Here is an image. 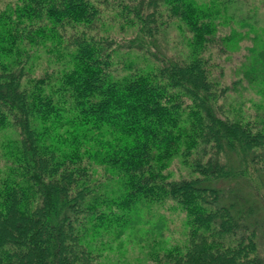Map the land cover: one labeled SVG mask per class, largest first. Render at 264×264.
I'll list each match as a JSON object with an SVG mask.
<instances>
[{
	"label": "trees",
	"instance_id": "obj_1",
	"mask_svg": "<svg viewBox=\"0 0 264 264\" xmlns=\"http://www.w3.org/2000/svg\"><path fill=\"white\" fill-rule=\"evenodd\" d=\"M255 7L0 0V264H264Z\"/></svg>",
	"mask_w": 264,
	"mask_h": 264
},
{
	"label": "rangeland",
	"instance_id": "obj_2",
	"mask_svg": "<svg viewBox=\"0 0 264 264\" xmlns=\"http://www.w3.org/2000/svg\"><path fill=\"white\" fill-rule=\"evenodd\" d=\"M252 4L253 6L258 10V13L260 15L264 14V0H252ZM241 50L243 51V42L241 44ZM235 55V54H234ZM233 55V56H234ZM133 59V61L138 62H142L143 58H142V54L140 52H136V53H132V54H127L126 50L121 51V53L117 56H114V65L113 68L116 72L118 73H124L127 71L128 69V62ZM218 59V58H217ZM222 60V58H221ZM232 65H229V68H225V79L226 80H230V78L232 77ZM2 134L0 132V142H1V138H2ZM1 151V148H0ZM171 166V170H173V173H177L178 169H177V163H173L170 165ZM1 167V166H0ZM155 214L152 217L153 222H157L158 225H160L161 221L164 222V227L162 228V234L166 235L168 239L170 240H175V241H179L181 239L184 238L183 235V221H184V213L180 212V210L177 208V206L171 202V201H166L164 203L161 204H157L155 205ZM135 247H133L131 250L134 254V256H136L138 254V250L134 249ZM125 260H128V258H126Z\"/></svg>",
	"mask_w": 264,
	"mask_h": 264
}]
</instances>
